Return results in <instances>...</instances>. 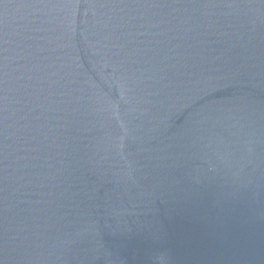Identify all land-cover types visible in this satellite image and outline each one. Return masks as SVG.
<instances>
[{
  "label": "water",
  "instance_id": "95a60500",
  "mask_svg": "<svg viewBox=\"0 0 264 264\" xmlns=\"http://www.w3.org/2000/svg\"><path fill=\"white\" fill-rule=\"evenodd\" d=\"M0 264H264V0H0Z\"/></svg>",
  "mask_w": 264,
  "mask_h": 264
}]
</instances>
